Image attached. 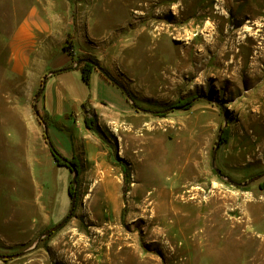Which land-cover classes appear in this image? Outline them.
Masks as SVG:
<instances>
[{"label": "rangeland", "instance_id": "374dc122", "mask_svg": "<svg viewBox=\"0 0 264 264\" xmlns=\"http://www.w3.org/2000/svg\"><path fill=\"white\" fill-rule=\"evenodd\" d=\"M262 184L264 0H0V264H264Z\"/></svg>", "mask_w": 264, "mask_h": 264}, {"label": "trees", "instance_id": "16d2710c", "mask_svg": "<svg viewBox=\"0 0 264 264\" xmlns=\"http://www.w3.org/2000/svg\"><path fill=\"white\" fill-rule=\"evenodd\" d=\"M69 47H71V42L68 41L67 45L64 47L65 51L66 50H69ZM97 69L96 65L91 62V63H86V62H82L81 65L79 67H77L75 70L80 72L81 75H82V79L85 83H88L89 82V78L91 76V74L94 72V70ZM193 99H188L186 101H179L178 103H176L175 105L172 106V108L174 109H189L192 104H193ZM88 102H91L89 100L85 101L82 103L81 107L84 111V119H83V122H84V125L87 129L91 130V131H94V132H98V128H97V123H96V119L95 117L92 115L91 111H90V108L88 106ZM185 107V108H183ZM37 116V121L39 123H41L45 128L43 130V134H42V137L45 141V143L48 145L49 149H50V152H51V155L55 161V163L58 165V166H61V167H65V168H74L77 172L79 170V165H78V162L76 160L75 157H73L72 159H66V158H63L56 150L55 148L52 146L51 144V141L49 139V134H48V128H47V123L42 119L41 117V113H38L36 114ZM160 116L163 117V114H160ZM219 136H220V145L224 142H226V140L228 139V136H229V130L228 128H225L223 130L220 131L219 133ZM129 177H130V174H129V171L127 169L124 170V174H123V195L125 197L126 193L128 192V188H129ZM262 189H264V184H262L260 186ZM69 193H72L71 192V188L69 187V190H68Z\"/></svg>", "mask_w": 264, "mask_h": 264}, {"label": "water", "instance_id": "95a60500", "mask_svg": "<svg viewBox=\"0 0 264 264\" xmlns=\"http://www.w3.org/2000/svg\"><path fill=\"white\" fill-rule=\"evenodd\" d=\"M97 67V66H96ZM97 69L100 71V72H102V70L100 69V68H98L97 67ZM57 72H55V74H56ZM45 79L46 78H44V80H43V87L42 88H44V84H45ZM127 97H128V95H127ZM134 108L135 109H137L138 111H144V110H141V109H139V108H137L136 106H134ZM219 146H220V136H218V138H217V142H216V144H215V148H214V152H213V157H212V167L213 168H215V155H216V152H217V150L219 149ZM72 170H73V180H72V183L73 184H76V181H77V171L72 167ZM215 172H216V174L218 175V176H220V177H222V178H225L228 182H229V184H231V185H233V186H235V187H244V186H246L247 184H239V183H235V182H233L232 180H230L229 178H226V177H224L223 176V174L218 170V169H215ZM73 208H74V202H72V208H71V212H70V214L64 219V220H62L58 225H56L54 228H52L51 230H48V231H46L42 236H40L39 237V239L37 240V242H36V244L32 247V248H30L29 250H27V251H25V252H23L22 254H19V255H14V256H6V257H1L2 259H11V258H16V257H18V256H22V255H25V254H28V253H30V252H32V251H34L36 248H37V244L44 238V237H46V236H49V235H51V234H53L54 232H56V231H58V230H60L70 219H71V217H72V210H73Z\"/></svg>", "mask_w": 264, "mask_h": 264}, {"label": "bare ground", "instance_id": "6f19581e", "mask_svg": "<svg viewBox=\"0 0 264 264\" xmlns=\"http://www.w3.org/2000/svg\"><path fill=\"white\" fill-rule=\"evenodd\" d=\"M209 27V26H208ZM252 31V30H251ZM248 32V31H247ZM254 35V34H253ZM256 35V34H255ZM247 37V36H246ZM248 38V37H247ZM248 40V39H247ZM208 41V40H207ZM214 42V41H213ZM208 44H209V42H208ZM206 46V45H205ZM214 46V45H213ZM207 47V46H206ZM241 47H243V45H240V48ZM232 48V47H231ZM262 49V48H261ZM240 51H238V52H240V53H242V49H239ZM228 51V50H227ZM262 51V50H261ZM214 52V51H213ZM232 53V52H231ZM232 57V56H231ZM233 62V61H232ZM219 63V62H218ZM204 66V65H203ZM229 68V67H228ZM258 99V98H257ZM257 99L255 100V101H257ZM106 232V231H105ZM106 235V234H105ZM113 237L111 238V241H110V244H109V251L107 252V254H106V256L108 257V263L109 264H115L116 263V261H115V258L117 257V255H119V254H121L120 252H117V253H115V250H114V248H115V246L117 245V243H118V240H116L115 238H114V235H112ZM105 237V236H104ZM103 237V239H105Z\"/></svg>", "mask_w": 264, "mask_h": 264}]
</instances>
